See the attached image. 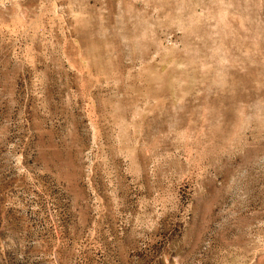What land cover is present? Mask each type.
Segmentation results:
<instances>
[{"label": "rangeland", "instance_id": "rangeland-1", "mask_svg": "<svg viewBox=\"0 0 264 264\" xmlns=\"http://www.w3.org/2000/svg\"><path fill=\"white\" fill-rule=\"evenodd\" d=\"M0 264H264V0H0Z\"/></svg>", "mask_w": 264, "mask_h": 264}]
</instances>
